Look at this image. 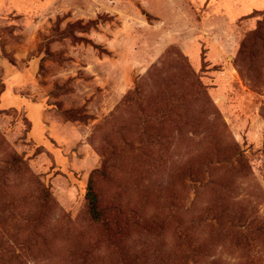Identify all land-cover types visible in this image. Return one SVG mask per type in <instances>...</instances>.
<instances>
[{"label": "rangeland", "instance_id": "374dc122", "mask_svg": "<svg viewBox=\"0 0 264 264\" xmlns=\"http://www.w3.org/2000/svg\"><path fill=\"white\" fill-rule=\"evenodd\" d=\"M0 264H264V0H0Z\"/></svg>", "mask_w": 264, "mask_h": 264}, {"label": "trees", "instance_id": "16d2710c", "mask_svg": "<svg viewBox=\"0 0 264 264\" xmlns=\"http://www.w3.org/2000/svg\"><path fill=\"white\" fill-rule=\"evenodd\" d=\"M104 169H95L91 172L87 185L86 200H87V214L89 219L94 224H100L103 227H108L110 219L107 211L102 207L98 191L95 187V177L105 176Z\"/></svg>", "mask_w": 264, "mask_h": 264}]
</instances>
